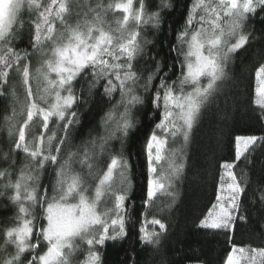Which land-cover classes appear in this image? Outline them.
<instances>
[{
  "label": "snow or ice",
  "instance_id": "6c2138e0",
  "mask_svg": "<svg viewBox=\"0 0 264 264\" xmlns=\"http://www.w3.org/2000/svg\"><path fill=\"white\" fill-rule=\"evenodd\" d=\"M57 3L58 0L48 4L43 0H0V95L6 94L8 69L14 67L26 90V119L18 129L9 125L13 149L3 157L7 166L0 170V199L16 208L15 226L0 229V264H73L77 252L86 253L80 264H107L104 254L108 246L119 243L124 248L122 242L131 239L135 228L131 213L137 211L133 166L124 148L139 124L135 113L147 106L153 112L154 126L145 145L148 180L141 205L144 218L137 221L140 226L136 231L137 244L143 247L140 252L132 249L133 255H126L122 262L138 264L141 253L147 256L149 249L159 254L167 232L160 219L147 218L157 192L165 188L152 178L157 172L155 165L164 159L166 146L182 137L181 149H171L167 178L175 183L183 178V146L218 98L228 75L225 69L234 54L254 38L252 32L245 31L248 22L260 17L256 22L264 24V0H193L184 25L175 33L176 43L169 47L174 54L170 64L157 59L158 53L149 48L155 47L154 42L145 35L149 29L162 30L164 16L170 14L167 10H174L170 0H159L155 11L149 10L146 0H139L136 10L132 8L133 0L115 4V9L124 13L122 20L115 21V29L105 27L111 4L97 2L94 7L86 6V10L76 5L80 10L73 22L69 0H59L53 12ZM25 13L30 18L31 35L24 49L17 50L16 37L18 31H23ZM56 20L60 22L59 29ZM261 35L264 37V33ZM37 53V93H41V84L43 89L33 98L30 62ZM82 80L87 83L86 90L76 87ZM255 80V105L259 109L256 118L264 122V64L256 68ZM94 98L101 110L111 105L101 116L103 134L83 142L65 159L63 147L73 130L82 126L79 105H88ZM34 117L39 118L44 130L55 123L62 135L53 131L46 140L43 134L29 140L26 129ZM117 143L119 150L115 148ZM257 147L264 149V136H235L234 158L219 163L223 171L216 202L199 220V229L223 231L232 241L238 222L249 221L245 215L249 192L264 203V187L257 194L245 183L248 174L244 168L240 167L239 173L235 171L249 161ZM177 153L181 154L179 163ZM15 154H22L23 159L18 161ZM47 168L53 170L55 178L51 190L40 183L41 173ZM88 177L98 181L93 191L89 190ZM174 192L173 186L169 192L173 199ZM106 204L110 206L104 207ZM242 257L248 259V264H257L258 258L259 264H264V248L233 243L225 264H240Z\"/></svg>",
  "mask_w": 264,
  "mask_h": 264
},
{
  "label": "trees",
  "instance_id": "16d2710c",
  "mask_svg": "<svg viewBox=\"0 0 264 264\" xmlns=\"http://www.w3.org/2000/svg\"><path fill=\"white\" fill-rule=\"evenodd\" d=\"M120 0H69L73 6L72 21L75 22V13L80 9L76 5L86 10V6H95L97 2L105 6L111 4L113 8L109 10L105 17V27L115 29L116 20H122L124 13L116 10L114 5ZM45 4L51 3V0H43ZM174 5V10H167L164 16V25L161 31L149 29L145 35L147 39L154 42L155 47L149 46L151 51L158 53L157 59L171 63L172 53L169 47L176 43L175 33L185 23L187 11L191 8L193 0H170ZM218 0H215V3ZM150 11H155V5L159 0H146ZM53 6V12L58 8ZM134 10L139 8V0L133 2ZM264 16V14H261ZM23 19L25 24L23 31H18L16 37V48L22 50L30 39L29 16L25 13ZM260 17L250 20L246 26V32H252L254 38L249 41L245 48L234 54L232 61L228 64L225 71L228 74L222 82V88L215 103L207 110L201 119L199 127L195 130L189 143L183 146L184 162L186 164L183 178L179 183L168 179L170 174V164L172 163L171 149H181L183 138L179 137L175 143L170 142L166 146L164 159L159 161L155 167L157 172L152 178L159 180L165 185L164 189L157 192L153 203L147 210V218L153 217L160 219L167 226L166 235L162 238L159 254H153L148 250L147 256L143 253L138 258V264H225L227 254L232 244L245 248H264V203L252 197L249 192L250 200L246 204L249 217L247 223H239L235 228L232 241H229L223 231L203 230L198 228L199 220L202 219L216 202L215 197L218 194L220 184L219 176L222 169H219V163L232 161L234 158V138L236 135H257L264 136V122L259 121L256 116L259 112L255 105L256 99V80L255 71L261 64H264V44L261 43L262 33H264V24L257 23ZM57 29L61 27L59 20L55 21ZM139 65L138 67H141ZM40 68V54L32 56L30 62V84L33 88L34 97L38 95L37 80L35 79L36 69ZM8 84L5 95H0V170L7 165L3 157L13 149L12 141L8 136L9 125L14 124L18 129L26 119V90L22 84V76L16 72L15 67L8 69ZM175 79V77H173ZM42 85V84H41ZM78 89L87 88L86 81H81L76 85ZM14 94V95H13ZM87 94L86 91L84 93ZM116 99H119L117 94ZM96 106L95 98L88 105L83 103L79 105L80 120L82 126H77L69 140V143L63 147V157L67 159L69 153H74L77 148L92 137L103 134L100 127L101 116L108 111L111 105ZM15 109V116L13 110ZM139 120L137 130L130 134L125 145L124 153L130 157L133 196L137 211L131 213L132 221L135 222V228L131 233V239L120 244L108 246L105 250L104 259L107 264H122L126 255H133L132 249L140 252L142 245L137 244L136 231L139 228L138 220H143L144 209L141 208L145 199L147 189V165L145 145L147 138L154 126V117L151 109L145 107L143 111L135 113ZM42 122L35 118L31 122L26 132L31 140L33 136L44 135L45 140L55 131L57 135H62L55 123H50L49 129L44 130L41 127ZM18 135V132L16 133ZM55 144V141H53ZM119 150V144L115 145ZM180 153H177L176 162H180ZM14 158L23 159L22 154H15ZM77 170H79L78 166ZM240 167H243L248 174L246 184H250L252 189L259 193V189L264 187L261 182L264 181V149L257 147L255 152L249 156L247 163H241L235 171L239 173ZM103 168V166H101ZM54 174L51 168L41 173L40 183L51 190L54 183ZM98 181L94 177L87 178V184L90 191H93ZM119 186V182L117 183ZM175 188V199L169 192ZM110 204L104 205L108 207ZM16 217V208L5 199H0V229L14 227V218ZM159 231L158 226H156ZM151 230V228L149 229ZM3 242V233L0 232V243ZM35 242V241H33ZM86 248V245H82ZM39 251V250H38ZM46 251V248L44 249ZM251 253H248L250 256ZM86 258V253L77 252L73 257V264H80ZM135 258V257H134ZM129 264H132L129 261ZM242 264H248V259H243ZM259 264V258L257 259Z\"/></svg>",
  "mask_w": 264,
  "mask_h": 264
},
{
  "label": "rangeland",
  "instance_id": "374dc122",
  "mask_svg": "<svg viewBox=\"0 0 264 264\" xmlns=\"http://www.w3.org/2000/svg\"><path fill=\"white\" fill-rule=\"evenodd\" d=\"M134 1H135V0H133V2H134ZM126 2H127V0H120L118 3H126ZM205 2L208 3L209 0H205ZM211 2H212V3H215V0H211ZM132 8H133V10H134L133 4H132ZM29 82H30V81H29ZM42 89H43V85H41V93H38V94H42ZM36 91H37V88H36ZM23 115H26V112H24ZM162 155H164V153H162ZM153 179H155V177H154ZM155 180H157V179H155ZM245 258H246V257H242V258L240 259V264L243 263V259H245ZM195 264H198V263H195Z\"/></svg>",
  "mask_w": 264,
  "mask_h": 264
}]
</instances>
